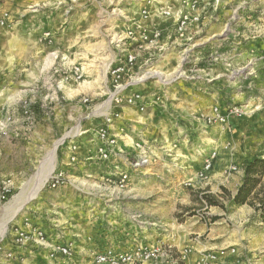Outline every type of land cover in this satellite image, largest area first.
<instances>
[{
  "label": "rangeland",
  "instance_id": "obj_1",
  "mask_svg": "<svg viewBox=\"0 0 264 264\" xmlns=\"http://www.w3.org/2000/svg\"><path fill=\"white\" fill-rule=\"evenodd\" d=\"M60 1L63 5L58 8V13L62 15V22L54 29L55 33L45 30L39 34L34 32V27L16 26L10 21L9 11L8 20L4 25L0 24L6 35L26 38V46L35 50L33 55L19 59L9 52L11 60H23L25 64L0 70V198L3 193L8 196L7 201L0 200V252H3L11 232H24L19 227L26 224L25 216L34 214L32 212L38 204L44 201L47 204L44 207L52 209L49 203L58 196H66L65 192L69 190L86 204L95 202L94 206H99L98 217L103 218L105 224L114 221L119 213L124 212L121 201L133 188V177L138 176L139 180L151 177L160 184L159 178L152 176V169L164 168L166 174H174L184 165L188 166L190 160L185 150H190V155L197 161L203 160L202 164L213 153L216 154L206 178H199L197 172L196 180L207 182L217 159V150L213 148L217 144L216 139L222 138L221 146L229 149L236 142L243 143L249 131L245 119L248 116L230 118L224 125H208L205 118L212 108L246 106L253 100L264 102V93L247 87L252 72L251 67H247L249 61L235 65L232 58H227V54L233 55V52L226 49L225 43L229 42L226 37L234 28L227 27L218 37H213L212 42L225 39V43L216 47L219 45L216 42L212 45L206 42L202 52L203 39L200 38L205 32H198L202 28L204 12L217 11L223 4L222 0L218 4L216 0H86L85 9L77 6L78 0L75 4L72 0ZM0 3L5 9V0H0ZM184 16L189 20L194 17L199 20L192 24L189 22L181 32L179 19ZM153 30L160 32L158 38L147 35L148 40L141 39L145 32L149 34ZM37 38H40L38 43ZM37 47L45 48L40 57L37 56ZM215 52L221 56L218 61H214ZM126 53L135 55L140 66L137 78L143 81L137 87L143 96L140 108L144 111L115 103L111 70L123 61ZM51 58L55 63L50 68ZM218 66L223 69L221 74L215 73ZM211 78H219L222 82L218 89L219 94H226L225 99L208 112L196 111L187 121L181 117L183 113L175 103L181 94H188L191 101L196 93L190 90L183 92V86L197 89L201 83H215L208 82ZM132 90L135 91L136 87ZM128 94L129 91L124 96ZM109 118L113 121L108 128L106 120ZM103 129L116 138L112 147L101 139L99 134ZM101 148L117 155L113 154L108 162L102 161ZM91 150L96 151L95 162L104 164L100 165L103 168L94 166L93 158L90 159L93 169L86 171L84 176L78 172L79 177L72 178L61 168L60 162L66 158L71 164L81 165L80 156ZM73 158L76 159L73 161ZM144 160L148 163L142 168L136 172L131 170V182L124 189L109 183V179L119 178L117 167L122 171L129 163ZM108 164L111 166L107 167ZM53 166V171L64 174L66 188L62 191L51 190L47 185ZM99 168L106 172L100 173ZM47 176L37 196L27 201L39 182ZM193 183H187V190L182 193L187 198L183 197L180 203L164 199L168 191H165L164 185L157 186L156 194L163 198L158 204L162 213L144 218L145 213L140 209L134 218L135 221L151 224V231L145 233L146 239L133 241L132 249L126 253H111L131 256L132 259L124 264H198L201 258L210 254L235 250L204 264H254V258L242 247H228L229 236L219 240L214 238L221 228L235 224V221L224 222L235 209L229 202L232 193L221 191L222 207H208L200 202L201 197L213 194L207 191L190 192ZM138 189L139 196H146V186L140 185ZM17 198H20L22 208L14 215V200ZM146 199L143 202L148 203ZM138 201L140 199L134 202ZM214 222L222 223L223 227L213 225ZM202 225H205L206 231H193ZM40 232L47 242L46 234L37 230L32 234L24 232L26 237L23 242H17L16 237L15 245L24 246L30 242L43 248L46 242L37 245L32 239L33 234ZM57 243H64L62 237L59 236L53 245ZM64 244L72 248L70 243ZM51 247L48 255L50 264L60 257L51 258ZM195 248H202L203 251L194 256ZM153 249L158 251L156 259H135L138 252ZM106 253L96 254L90 264L97 256ZM65 260L66 264H74Z\"/></svg>",
  "mask_w": 264,
  "mask_h": 264
},
{
  "label": "crops",
  "instance_id": "obj_2",
  "mask_svg": "<svg viewBox=\"0 0 264 264\" xmlns=\"http://www.w3.org/2000/svg\"><path fill=\"white\" fill-rule=\"evenodd\" d=\"M85 2L86 0H78L77 6L85 9ZM72 3L75 4V0H72ZM222 3L217 11L208 10L204 12L206 14L203 16L202 28L198 32L200 34L205 32L200 38L203 39L202 52H204L206 42H210L212 45L215 42L219 44L228 40L229 42H226L225 46L228 51L232 49L230 52H233V55L227 54V57L232 58L235 65L246 64L248 61L252 62V65L249 66L252 72L251 81L247 85L248 89L264 93V0H222ZM62 5L60 0H5V10L11 13L10 21L15 23L16 26L34 27V32L39 34H42L45 30H51L55 33L54 29L62 22V15L58 13V8ZM72 7L77 8L76 5ZM227 27L229 29L234 28L233 31H230L232 34L229 33L226 40L212 42L213 37H218V34L223 33ZM39 41L40 38H37L36 43ZM26 44V38H15L6 35L5 30L0 29V70L4 68L6 71L9 68L22 67L25 64L24 61L11 60L8 53L12 52L18 59L22 56L27 57L29 54L33 55L35 50L32 51ZM219 46L221 44L216 47ZM44 50L43 47L38 48L36 51L37 56H42L45 53ZM49 62L51 63L50 68L53 67L54 59L51 58ZM46 65L48 67L47 62ZM218 68L215 73L221 74L223 69L219 66ZM214 81L216 82L213 84L201 83L197 86V89H188L187 85L183 86V92L190 90L196 95L192 99L190 98L191 101L188 100V94L179 96V101L175 104L183 113L180 114L181 117L183 116L188 121L190 120L189 117L196 111L208 112L215 104H219L222 99H225L226 94H219L220 90L218 89L222 82L219 81V78ZM1 85L0 83V88ZM261 103V100H253L251 106ZM54 106L56 105L54 104ZM245 119L249 125V131L243 143L236 142L231 148L227 149L224 145L221 146L222 138L216 139L217 144L213 148L217 150V159L207 182L196 180L197 172L203 167V160L201 162L197 161L190 155V150H185L190 160L187 163L188 166L184 165L181 170L174 174H166L164 168L152 169V176L158 177L160 184H157L156 179L151 177L139 180L138 176H134V180H132L133 188L127 197H123V201H121L124 212L116 213L115 215L118 214L117 218L112 222L108 221L106 224L103 218L98 217L99 206H94L95 202L91 201V204H86L85 201L80 200L75 195L74 191L65 192V190L66 196H62V198L58 196L56 200L50 203L46 200L52 206V209L45 208L44 206H47V204L42 201L32 212L34 214L25 216L24 222L26 224L19 227L25 233L32 234L37 230L43 231L47 237L46 246L44 245L43 248L36 247L30 242L24 246L15 245L16 231H13L7 239L3 252H0L3 255L0 264H50L48 261L50 247L58 241L59 236L62 237L64 243L72 245L74 256L70 262L74 264H90V260L96 254L109 251L126 253L132 249L133 241L146 239L147 234L145 235V233L151 231L150 223L135 221V214L139 213L140 209L145 213L143 214L144 218L162 213L158 204L163 198L158 197L156 194L157 186L164 185L165 191H168L164 199H170V202L174 201L175 203H180L183 197L187 198V195L182 193H184V189L187 190L189 181H194L193 190L190 192L207 191L220 201L221 191L226 190L228 193H232L231 198H233L243 183L246 162L257 156L264 157V110L256 112ZM92 158L94 159V166L99 165L101 167L100 165H104L95 162L97 161L96 151L91 150L80 156L81 165L71 164L66 158L67 160H61V168L72 178L78 176V172H81L84 176L86 171L91 172V169H93V163L90 162ZM232 166H235L238 171L230 172ZM104 170L108 171L109 169ZM100 171V173L106 172ZM74 173H77V175H73ZM105 175H108V173ZM140 185L146 186V196L137 194L140 192L138 189ZM65 188L59 190L62 191ZM58 195H61V193ZM145 198L148 199V203L143 202ZM159 198L161 199L159 200ZM139 199L140 201L137 203L134 202ZM234 207L235 209L227 215L224 222L231 223L235 221V224L231 223V227L227 225V228H224L222 223L214 222L213 225L223 227L215 234L214 238L219 240L222 237L229 236L228 247L240 246L250 257L254 258V264H264V226L259 215L252 207L247 205ZM93 217H96L95 220H93ZM141 225L145 227L143 228ZM203 226L205 225L197 227L193 231L199 233L206 231ZM194 250V256H198L203 251L202 248H195ZM230 252H225V255L227 256ZM66 263V260L62 257L52 262V264Z\"/></svg>",
  "mask_w": 264,
  "mask_h": 264
},
{
  "label": "built area",
  "instance_id": "obj_3",
  "mask_svg": "<svg viewBox=\"0 0 264 264\" xmlns=\"http://www.w3.org/2000/svg\"><path fill=\"white\" fill-rule=\"evenodd\" d=\"M216 3L218 4L219 0H216ZM165 14H168V13H165ZM8 18H9L8 12L5 9H3L2 4L0 3V24L4 25L5 22L8 20ZM179 20H181L180 31L183 32L189 22H191L190 24L196 23L198 22L199 19L194 17L193 20H189L187 16H184L183 18H180ZM145 34L141 36V39L145 41L148 40L149 37L156 39L160 36V32L158 30H153L149 34L145 32ZM147 35H150V36L148 37ZM214 55H215L214 61H218L219 58L221 57L218 54V52H215ZM123 57H124L123 61H121V63L115 64L111 70L112 83L114 84V89H115L114 95L116 97L115 103L116 105H124V106L126 105V106H132V107L135 106V107H138L139 110L144 111V108H140V106L143 104L142 102L143 96L141 95L140 90L137 87L143 81L142 78H137V72H138V69H140V66H138L137 57L133 55L132 53H126ZM250 65H252V62H249L247 67H249ZM202 71L204 72V70ZM126 78H129V81H126ZM214 80L215 79L211 78V80L208 82H213ZM133 87H136L135 91L132 90ZM127 91H129L130 94H128L127 96H124ZM85 103H86V100H85ZM263 110H264V102L256 106H251V103H248L246 106L234 105V106L227 107V108L215 106L212 108L210 115H208L205 118V121L208 125H214V124L224 125L230 120V118L241 117V116H251L255 114L256 112L263 111ZM112 121H113L112 118H109L106 120V125L108 128L112 124ZM99 135L101 139L108 145V147H112L114 144H116V138H114V136L109 135L107 129L101 130ZM99 153L101 155L102 161H105V162L110 161L113 154L117 155L115 152H112L111 150H108L106 148H101ZM215 157H216V154L213 153L211 158L205 161L202 169L199 171V178L201 179L206 178V176L212 169V161L215 159ZM75 159L76 158H73L72 160L74 161ZM146 163H148L146 160L142 162L137 161L135 163H129L128 164L129 166L126 169H123L122 171L119 167H117L116 170L118 171L120 170L119 178L116 180L109 179L108 180L109 183L116 185L120 189H124L131 182V179H132L131 170H134L136 172L140 168H142V166H144ZM232 171L236 172L238 171V169L236 167H232L231 172ZM65 181L66 180H65L63 172L53 171L47 181V185L51 190H58L66 185ZM0 200L3 202L7 201L8 196L3 193L1 195ZM33 236L34 238L32 239L37 245H43V242H46V239L44 238L41 232L37 234H33ZM16 237H17V242H23L26 236L24 232L16 231ZM51 249H52L51 258L53 260L59 256L64 259L70 260L73 256L72 248L70 246H67L64 243H57L56 245H53ZM234 251L235 250H232L231 252L234 253ZM157 252L158 251L155 249L143 250L136 254L135 259L138 258V260H141V261H152L157 258ZM219 255L224 256L225 252L222 251ZM219 255L217 253H214L212 255L210 254L207 257L201 258L198 264H204V263L211 262L212 260H216V258L220 257ZM131 259L132 257L128 255L115 256L111 252H108L106 254L97 256L93 264H124L130 261Z\"/></svg>",
  "mask_w": 264,
  "mask_h": 264
},
{
  "label": "trees",
  "instance_id": "obj_4",
  "mask_svg": "<svg viewBox=\"0 0 264 264\" xmlns=\"http://www.w3.org/2000/svg\"><path fill=\"white\" fill-rule=\"evenodd\" d=\"M200 202L208 207H222L220 201L213 195L204 194ZM229 202L232 207L245 205L252 207L264 226V157L257 156L246 162L243 183Z\"/></svg>",
  "mask_w": 264,
  "mask_h": 264
},
{
  "label": "bare ground",
  "instance_id": "obj_5",
  "mask_svg": "<svg viewBox=\"0 0 264 264\" xmlns=\"http://www.w3.org/2000/svg\"><path fill=\"white\" fill-rule=\"evenodd\" d=\"M53 169H54V166L51 168V170H50V173H51V171H53ZM50 176V175H49ZM47 179H48V176L46 177V178H44V179H42L40 182H39V186H38V188L34 191V193H32V195L28 198V200L27 201H31V200H33L36 196H37V192L41 189V187L45 184V182L47 181ZM15 202H14V215L17 213V212H19L20 210H21V208H22V206L20 205L21 204V201H20V198H17L16 200H14Z\"/></svg>",
  "mask_w": 264,
  "mask_h": 264
}]
</instances>
